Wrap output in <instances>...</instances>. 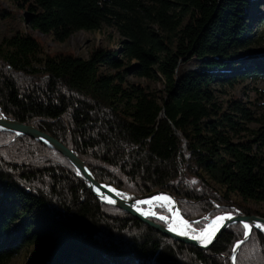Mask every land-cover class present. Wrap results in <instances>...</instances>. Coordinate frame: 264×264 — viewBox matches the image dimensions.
Segmentation results:
<instances>
[{
	"label": "trees",
	"instance_id": "obj_1",
	"mask_svg": "<svg viewBox=\"0 0 264 264\" xmlns=\"http://www.w3.org/2000/svg\"><path fill=\"white\" fill-rule=\"evenodd\" d=\"M7 1L26 12L22 26L58 43L103 27L122 40L119 50H95L87 60L58 53L43 61L31 35L1 40L0 117L52 136L101 183L133 195L171 192L188 220L234 208L264 217L247 205L264 203V124L250 130L256 118L237 98L223 103L213 88L264 78V60L238 53L264 44V36H245L253 0ZM13 17L0 9V20ZM232 59L253 68L232 73ZM128 76L161 81L163 90ZM153 208L169 216L162 204ZM243 236L242 225L231 226L207 252L176 242L100 204L58 152L0 132V264L31 246V264H228ZM235 264H264L263 231L252 232Z\"/></svg>",
	"mask_w": 264,
	"mask_h": 264
},
{
	"label": "rangeland",
	"instance_id": "obj_2",
	"mask_svg": "<svg viewBox=\"0 0 264 264\" xmlns=\"http://www.w3.org/2000/svg\"><path fill=\"white\" fill-rule=\"evenodd\" d=\"M0 9H2L4 12L13 14L14 16L13 18L10 19L0 20V41L9 36H13L15 32H21L31 35L32 37H34L39 41L43 49V55L36 57L39 61L40 60L43 61L45 56L48 55L53 56L58 53L71 54L75 57H79L83 60H87L90 54L95 50H100V51L119 50V46L122 40V38L114 28L103 27L100 31H95V32H86V31L75 32L64 43H58L54 40L53 36L51 35L45 36L37 31L31 30L26 25H24L25 27L22 26L21 19L24 17L27 18V14L25 11L15 7L11 2L7 0H0ZM245 11L247 12V17L245 19V22L247 23L249 28L248 31L245 33V36L254 38V40L257 39L259 36H264V0H253V3L249 5ZM238 53L252 54L257 58L264 60V44L263 42H259V44L251 46L247 50H242V51L239 50ZM240 59L230 60L232 73L235 74L246 73L253 68L251 62L250 63L244 62L243 64L240 65L238 63L241 61ZM35 64L37 65L36 62L34 63V65ZM100 72L103 74H114L113 70H109L104 67L101 68ZM127 80L131 84H140L141 86L145 87L151 92H162L163 90V84L161 81L153 82L145 79H139L135 76H128ZM213 88H215L216 90V94L214 96L217 97L219 100L223 101V103H225L230 99L237 98L240 100L241 105L245 109H247L254 118H256L257 121L246 125L250 130L263 126L264 78H255V79L246 78L244 80L238 79V83H236L231 88L227 86L221 87L219 84ZM246 135L247 134H245V136ZM182 151L183 152L185 151V146H183ZM18 166L21 167L22 165L19 164ZM211 185L216 190H218V192L223 191V189H221L219 186L215 185L214 183H212ZM232 200L235 202H241V199L235 195L232 196ZM156 203H160V202H156ZM154 205L155 203L148 204V206L145 207V209H149L148 210L149 214L153 213L152 208L154 207ZM162 205L167 210L165 204L162 203ZM247 205L252 210L264 214V203L247 202ZM217 215L214 216L210 214L204 215L202 217L207 216V218H204L202 220H205L207 223L208 220H210L211 218ZM155 219H157L160 224H165L161 220V218H155ZM13 227L14 225H12V228ZM196 233L197 232L191 233L189 231V234L192 236H196ZM184 234H186V232ZM34 251H35L34 246L22 248L21 250L18 251V253L15 254V256L9 261L8 264H31Z\"/></svg>",
	"mask_w": 264,
	"mask_h": 264
},
{
	"label": "water",
	"instance_id": "obj_3",
	"mask_svg": "<svg viewBox=\"0 0 264 264\" xmlns=\"http://www.w3.org/2000/svg\"><path fill=\"white\" fill-rule=\"evenodd\" d=\"M0 132L10 133L17 137L19 136L29 137L34 141L43 144L49 149L58 152L75 168L79 177L86 183V186L90 191V193L96 198V200L100 204L109 205L118 208L121 211L125 212L126 214L132 216L133 218H136L141 223L152 228L153 230L161 233L162 235L176 242L194 247L203 252H207L208 250H210V248L219 240L222 234L226 232L231 226H234L236 224H241L243 226V223H248L249 225L252 226V230L247 238L245 237L244 234L243 238L234 244L232 249V254L228 259L229 264H235L236 255L239 249L241 248L242 245L248 242L253 230L264 231L261 230V228L256 227L257 224L264 225V217L257 215L249 216L243 214V212L241 213L239 209L235 208L233 209L234 212L221 213L207 221L203 229L218 216L232 217V219L230 220L226 219L222 221L221 223L222 226L219 228L215 236L212 238L211 243L204 244L202 242V239L193 238L199 236L203 229L198 233L197 236L185 235L182 232L174 231V229L169 227L168 224H160L153 222L152 219L160 218L161 215L157 213L149 214L148 213L149 209L147 210L143 209V206H146L149 203H142V202L144 201L149 202L150 200H153L154 197L166 196L170 198L171 201L170 204L172 206V213L170 214V212L168 211L169 217L171 218V215L179 217L180 225L182 227H187L190 222H196L204 218H207V216H205L202 217L201 219H194V220L186 219L182 213V210L180 208L177 199L170 192H167L165 190H156L146 195H133L127 191L116 188L111 184L101 183L96 180V178L94 177L93 173L90 171L88 166H86V164L78 156H76L72 150L68 149L66 146H64L61 142H59L52 136L44 132H41L40 130L36 129L33 126H28L16 120L0 117ZM155 204H162V203H155ZM162 217H164L165 220L163 219L161 220L164 223H166V219L168 218L165 216ZM244 233H245V229H244Z\"/></svg>",
	"mask_w": 264,
	"mask_h": 264
},
{
	"label": "snow or ice",
	"instance_id": "obj_4",
	"mask_svg": "<svg viewBox=\"0 0 264 264\" xmlns=\"http://www.w3.org/2000/svg\"><path fill=\"white\" fill-rule=\"evenodd\" d=\"M193 183H195L193 181ZM156 201H167L169 203H171L170 198L166 197V196H158V197H154L153 198ZM142 203H148L147 201H144ZM161 219H164V217H161ZM230 220L232 219L231 216H218L216 217L210 224H208L200 233L199 236L197 237H193L194 239H202V242L204 244H208L211 243L212 238L215 236L216 232L219 230V228L222 226L221 222L224 220ZM183 222V221H182ZM243 227L245 229V237L247 238L249 233L252 230V226L249 225L248 223H243ZM257 228H261V230H264V225H256Z\"/></svg>",
	"mask_w": 264,
	"mask_h": 264
},
{
	"label": "bare ground",
	"instance_id": "obj_5",
	"mask_svg": "<svg viewBox=\"0 0 264 264\" xmlns=\"http://www.w3.org/2000/svg\"><path fill=\"white\" fill-rule=\"evenodd\" d=\"M168 192V191H167ZM171 193V192H170ZM172 194V193H171ZM175 198H176V196H175ZM177 199V198H176ZM177 201H178V199H177ZM156 202H160V203H163V204H165V206L167 207V210L170 212V214L172 213V206H171V204L169 203V202H167V201H156V200H150L148 203L149 204H153V203H156ZM146 206H148V205H146ZM146 206H143V209L144 210H147V209H145V207ZM156 209V208H155ZM235 209V208H234ZM241 211V210H240ZM231 212H234V210H232V211H230L229 213H231ZM225 213V212H224ZM241 213H242V211H241ZM244 214V213H243ZM206 215H208V214H206ZM170 217H168V219H166V223L165 224H168L169 225V227H171L172 229H174V231H178V232H182L183 234L186 232V234L188 233L187 231H185L186 230V228L190 225V224H192V223H194V222H190L189 223V225L187 226V227H182L181 225H180V218L179 217H177V216H174V215H171V218L169 219ZM163 220H165V218L163 219ZM212 222V221H211ZM210 222V223H211ZM222 223V222H221ZM241 225V224H240ZM201 231V230H200ZM200 231H198L197 233H196V236L198 235V233L200 232ZM253 232V231H252ZM264 232V231H263ZM185 234V235H186ZM187 235H190L189 233L187 234ZM192 236V235H191ZM251 237V236H250Z\"/></svg>",
	"mask_w": 264,
	"mask_h": 264
},
{
	"label": "built area",
	"instance_id": "obj_6",
	"mask_svg": "<svg viewBox=\"0 0 264 264\" xmlns=\"http://www.w3.org/2000/svg\"><path fill=\"white\" fill-rule=\"evenodd\" d=\"M152 212H153L154 214H156V213L154 212V208H152ZM161 217H162V216H161ZM161 217H160V218H161Z\"/></svg>",
	"mask_w": 264,
	"mask_h": 264
}]
</instances>
